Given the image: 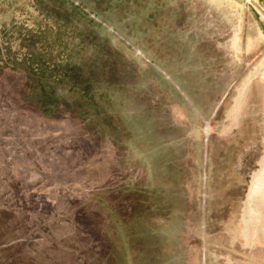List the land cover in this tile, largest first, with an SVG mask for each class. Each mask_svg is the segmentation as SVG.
Here are the masks:
<instances>
[{"label":"rangeland","instance_id":"obj_1","mask_svg":"<svg viewBox=\"0 0 264 264\" xmlns=\"http://www.w3.org/2000/svg\"><path fill=\"white\" fill-rule=\"evenodd\" d=\"M263 171L244 0H0V264H264Z\"/></svg>","mask_w":264,"mask_h":264},{"label":"water","instance_id":"obj_2","mask_svg":"<svg viewBox=\"0 0 264 264\" xmlns=\"http://www.w3.org/2000/svg\"><path fill=\"white\" fill-rule=\"evenodd\" d=\"M264 1V0H263ZM93 19H95L96 21H98L96 18L92 17ZM99 22V21H98ZM104 25V24H102ZM109 31H112L109 27H107L106 25H104ZM134 52L136 54H138L139 56H141V58H143L145 61L148 62V59L142 54L140 53L138 50L134 49ZM160 70V69H159ZM167 78L168 76L162 71L160 70ZM230 87H228L226 89V91L224 92L223 96L220 98V100L217 102L213 113L215 112V110L217 109V107L221 104V101L223 100V98L226 96L228 90ZM213 116V114H211V116L209 117V119ZM205 120L204 121V125H203V145H204V149L207 145V138H208V133H209V122L210 120ZM205 172L203 170L202 172V184H201V211L203 212V207H204V197H205ZM201 222H203V219L201 220ZM200 264H205V245L202 244L201 245V249H200Z\"/></svg>","mask_w":264,"mask_h":264},{"label":"crops","instance_id":"obj_3","mask_svg":"<svg viewBox=\"0 0 264 264\" xmlns=\"http://www.w3.org/2000/svg\"><path fill=\"white\" fill-rule=\"evenodd\" d=\"M255 193H256V186L255 187H250V189H249V191L247 193V198H248V202L249 203H248V208L246 210V214L248 216L247 222H249V223L251 221L252 222H256L257 221V216H256L257 215V210L253 209L252 208L253 206L250 204V201L255 198ZM263 216H264V213H263ZM261 224H262L261 225V229H262L263 234H264V220H262V223ZM250 232L252 233L251 230H250Z\"/></svg>","mask_w":264,"mask_h":264},{"label":"flooded vegetation","instance_id":"obj_4","mask_svg":"<svg viewBox=\"0 0 264 264\" xmlns=\"http://www.w3.org/2000/svg\"><path fill=\"white\" fill-rule=\"evenodd\" d=\"M254 184L256 186V195L259 197L261 196L263 203H264V171L255 179ZM264 220V216L262 217Z\"/></svg>","mask_w":264,"mask_h":264},{"label":"built area","instance_id":"obj_5","mask_svg":"<svg viewBox=\"0 0 264 264\" xmlns=\"http://www.w3.org/2000/svg\"><path fill=\"white\" fill-rule=\"evenodd\" d=\"M252 9L256 11V13L260 16V18L264 17V1L261 0L260 5L256 4L258 0L251 1V0H244ZM264 22V19L262 20Z\"/></svg>","mask_w":264,"mask_h":264},{"label":"bare ground","instance_id":"obj_6","mask_svg":"<svg viewBox=\"0 0 264 264\" xmlns=\"http://www.w3.org/2000/svg\"><path fill=\"white\" fill-rule=\"evenodd\" d=\"M261 19L263 20V19H264V17H263V18L261 17Z\"/></svg>","mask_w":264,"mask_h":264}]
</instances>
